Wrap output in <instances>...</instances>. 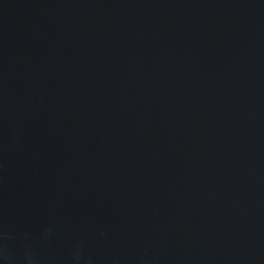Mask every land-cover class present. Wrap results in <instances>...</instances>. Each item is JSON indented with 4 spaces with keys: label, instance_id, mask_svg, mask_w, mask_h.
Here are the masks:
<instances>
[{
    "label": "water",
    "instance_id": "obj_1",
    "mask_svg": "<svg viewBox=\"0 0 264 264\" xmlns=\"http://www.w3.org/2000/svg\"><path fill=\"white\" fill-rule=\"evenodd\" d=\"M0 264H264V0H0Z\"/></svg>",
    "mask_w": 264,
    "mask_h": 264
}]
</instances>
